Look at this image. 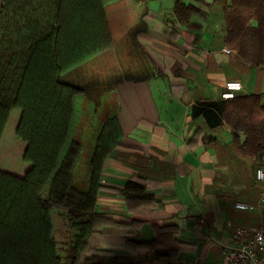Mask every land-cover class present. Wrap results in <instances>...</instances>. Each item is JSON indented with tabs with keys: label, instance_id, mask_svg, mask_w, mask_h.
Wrapping results in <instances>:
<instances>
[{
	"label": "trees",
	"instance_id": "1",
	"mask_svg": "<svg viewBox=\"0 0 264 264\" xmlns=\"http://www.w3.org/2000/svg\"><path fill=\"white\" fill-rule=\"evenodd\" d=\"M109 1L0 0V264H133L139 249L172 264L195 246L180 240L177 224L155 223L160 201L148 191L151 180L134 175L122 188L101 183L103 160L121 137L116 117L104 122L96 137L87 188L75 186L82 144L71 138L74 102L87 92L61 82L59 75L112 45ZM173 12L188 26L205 18L200 8L181 0ZM220 16L223 44L245 64L264 67V0H225ZM203 105L193 109V118L202 114L205 128L225 123L232 132V140L221 145L227 151L225 177L251 178L263 191L264 182L254 175L264 168L262 95L237 92ZM243 167L250 176H242ZM101 192L122 195L131 215L148 217L115 218L95 210ZM53 207H64L71 225L64 255L52 236ZM145 222L153 239L125 235ZM117 248L128 256L117 255Z\"/></svg>",
	"mask_w": 264,
	"mask_h": 264
},
{
	"label": "crops",
	"instance_id": "2",
	"mask_svg": "<svg viewBox=\"0 0 264 264\" xmlns=\"http://www.w3.org/2000/svg\"><path fill=\"white\" fill-rule=\"evenodd\" d=\"M129 1L119 0L118 8L106 10L112 18V45L92 58L104 62L98 73L114 75L113 83L106 89L97 85L75 98L71 138L82 144L75 186L87 188L96 137L103 123L116 117L121 137L103 160L101 183L122 188L134 175L151 180L148 191L160 201L155 223H175L180 240L195 243L191 253L181 254L172 264H225L220 243L228 242L236 227L264 229V207L260 215L237 210L233 204L237 200L256 204L262 190L249 183L251 178L225 177L227 151L221 145L232 140L231 129L225 123L205 128L203 115L192 114L203 104L221 101L229 80L241 82V93L261 94L264 102V67L247 65L234 52L222 51L228 47L220 39L225 0H181L205 14L196 27L178 22L173 12L177 0ZM200 128L203 133L195 139ZM242 170L243 177L251 175L249 168ZM95 210L115 218L148 217L131 215L122 195L102 192ZM125 235L139 240L155 237L150 222ZM116 253L128 256L124 248ZM133 261L164 264L143 249L136 251Z\"/></svg>",
	"mask_w": 264,
	"mask_h": 264
},
{
	"label": "built area",
	"instance_id": "3",
	"mask_svg": "<svg viewBox=\"0 0 264 264\" xmlns=\"http://www.w3.org/2000/svg\"><path fill=\"white\" fill-rule=\"evenodd\" d=\"M222 51L233 53L234 51L225 47ZM235 53V52H234ZM243 86L238 80H229L224 84L222 99L234 98L236 93L241 91ZM256 178L264 180V169L257 168ZM234 208L241 211L257 212L261 215L264 207V190L261 192L256 204L237 200ZM223 250V261L225 264H264V229L249 230L246 227H236L228 242L220 243Z\"/></svg>",
	"mask_w": 264,
	"mask_h": 264
},
{
	"label": "rangeland",
	"instance_id": "4",
	"mask_svg": "<svg viewBox=\"0 0 264 264\" xmlns=\"http://www.w3.org/2000/svg\"><path fill=\"white\" fill-rule=\"evenodd\" d=\"M109 2H112V0ZM109 2L106 5V9H110L112 6H114L112 8L119 7V0L115 1L118 5H115V2H113L112 4H109ZM123 3L128 4L130 3V1L123 0ZM133 3L135 7L136 3ZM132 4L131 7H133ZM142 6L143 2H139L137 5V10H141ZM109 20L111 21L112 18H110ZM88 61L87 63L81 65L80 69H77V67L71 71L61 73L59 75V80L61 82L77 84L78 86L84 88L87 93H91L92 90L96 89L97 85L100 89H106L109 84L113 83V79L115 77L114 75H108V72L104 74L98 73L100 70H103L105 68V64L103 61H93V59H90L89 62ZM50 217L52 225V236L55 239L60 251L64 255L66 252V248L70 246L71 239V225L66 209L64 207H53L50 212Z\"/></svg>",
	"mask_w": 264,
	"mask_h": 264
}]
</instances>
